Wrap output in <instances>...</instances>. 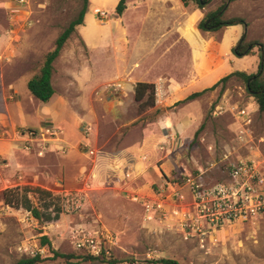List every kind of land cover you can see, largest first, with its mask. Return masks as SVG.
<instances>
[{
	"label": "rangeland",
	"instance_id": "obj_1",
	"mask_svg": "<svg viewBox=\"0 0 264 264\" xmlns=\"http://www.w3.org/2000/svg\"><path fill=\"white\" fill-rule=\"evenodd\" d=\"M222 3L213 0L205 16ZM82 7V0H0V113L8 107L15 123L26 126L12 128L0 121V145L19 144L13 147L17 164L0 154V264L38 255L39 264H66L51 249L75 255L78 264H264V215L213 229L201 242L185 237L178 217L150 218L143 203L132 199L136 194L154 202V194L170 195L168 184L185 176L201 175L206 186L228 182L231 166L240 162L254 161L264 177V112L242 79L231 78L192 102L174 105H166L167 94L158 84L155 107L137 102L133 74L126 75L123 48L115 43L123 31L114 33V14L105 6L87 13L54 62L51 100L43 103L30 93L28 81ZM98 11L108 17L100 21ZM235 17L247 24H238L241 38L235 47L245 37V44L264 48V0H232L222 20ZM251 50L232 57L233 63L225 61L207 83L227 76L230 67L256 74L259 46ZM191 67L188 53L175 50L158 60L148 78L160 69L176 73ZM46 127L61 133L65 153L43 137L30 152L24 149L25 131ZM17 187L50 193L29 194L41 218L5 205L4 192ZM78 190L86 195L83 208L63 211L64 195ZM58 210V220H46ZM77 231L109 234L115 244L106 245L108 254L90 260L75 248Z\"/></svg>",
	"mask_w": 264,
	"mask_h": 264
},
{
	"label": "crops",
	"instance_id": "obj_2",
	"mask_svg": "<svg viewBox=\"0 0 264 264\" xmlns=\"http://www.w3.org/2000/svg\"><path fill=\"white\" fill-rule=\"evenodd\" d=\"M119 1L89 0L87 13H95L105 6L111 7L115 22L114 33L117 30L123 31V37H120L122 40L115 38V43L123 48L120 50L126 58V75L133 74L131 80L134 81V93L138 83L159 84L167 94L166 105H174L194 93L212 88L223 79L221 75L214 82L207 83V79L225 61L233 63L231 58L236 57L234 48L241 38L239 25L217 31H202L199 24L205 17L204 9L191 5L185 7L181 0H127L126 11L122 16H117L115 8ZM175 50L186 51L192 58V67L188 71L176 73L160 69L154 78H148L158 65V60ZM146 59L150 60L145 62ZM230 70L227 76L235 73L232 72V67ZM238 72L251 74L247 71ZM11 115L7 107L6 113H0V121L12 128H26L17 125ZM9 144L10 146L0 145V154L17 164L18 152L13 147H18L19 144Z\"/></svg>",
	"mask_w": 264,
	"mask_h": 264
},
{
	"label": "built area",
	"instance_id": "obj_3",
	"mask_svg": "<svg viewBox=\"0 0 264 264\" xmlns=\"http://www.w3.org/2000/svg\"><path fill=\"white\" fill-rule=\"evenodd\" d=\"M100 21L108 17L105 11H98L97 18ZM242 116L249 117L250 112L242 110ZM90 128L85 129L89 134ZM45 133V135H43ZM24 149L31 151L34 143H38L40 137L47 141L56 142L59 151L65 153V146L61 133L52 127H46L41 131L26 130L24 133ZM47 136V138L45 137ZM44 153L41 148L39 154ZM94 155L95 151H90ZM228 182H218L206 186L201 175L197 177L185 176L181 182H171L172 193L154 194L156 201L147 200L146 197L133 195L132 199L143 203L145 211L150 218L154 215L170 214L178 217L179 225L185 237H196L199 241H205L209 231L233 222H245L264 215V177L258 170L254 161L233 164L230 169ZM130 177V173L126 175ZM85 192L78 190L66 193L62 200V209L68 213H75L83 208ZM171 211V212H170ZM75 248L85 251L88 255L100 258L108 254L106 245H114V239L109 234H99L93 231H77L73 237ZM128 264V263H125ZM138 264V263H129Z\"/></svg>",
	"mask_w": 264,
	"mask_h": 264
},
{
	"label": "trees",
	"instance_id": "obj_4",
	"mask_svg": "<svg viewBox=\"0 0 264 264\" xmlns=\"http://www.w3.org/2000/svg\"><path fill=\"white\" fill-rule=\"evenodd\" d=\"M83 7L78 17L73 20L69 26L64 30V32L57 38L55 47L52 51L47 53L45 56L44 62L36 74L28 81V90L30 93L40 102L47 103L51 100L53 95L55 94V89L52 84V77L54 72V62L60 56V53L69 40V38L73 35L76 28L84 24L85 15L88 11L89 0H82ZM185 7H188L190 4L197 6L200 9H205L213 0H181ZM232 2V0H223L222 5L214 12L208 13L203 20L199 24V28L202 31H217L230 26H235L238 24L247 26L244 19L235 17L229 20H222L223 13L227 10L228 4ZM127 8V0H120L117 7L115 8V14L117 16H122ZM221 14V15H220ZM245 37L242 38L241 44L234 48V55L236 57H244L252 53V50L249 49L250 46H259L260 50V64L258 67V71L256 74H247L245 72H235L225 78H223L219 83L214 85L212 88L204 90L199 93H194L190 95L187 99L178 104H184L187 102H191L202 95H204L208 91H214L221 84L228 82L231 78H239L242 79L246 84L247 92L253 96L259 104L260 111L264 112V48L260 43H244ZM155 90L156 86L154 84L149 83H138L135 86V100L139 103L144 104L145 106H149L151 108L155 107ZM45 194L50 195L46 191L39 188H30L23 187L22 189L17 187L14 189H7L4 194V203L7 206L16 209H24L32 213V215L37 219L41 218V214L38 209H36L32 203V200L29 197V194ZM61 211L58 210L54 217H47L46 220H58L60 218ZM42 244L48 245L51 249V243L49 242L47 237H42ZM54 258H63L66 260V264H78L75 262L77 257L75 255H63L51 249ZM90 260H98L99 258L92 257L88 255L87 257ZM43 260L41 257H29L22 258L17 261L15 264H39ZM162 264H179L174 260H161Z\"/></svg>",
	"mask_w": 264,
	"mask_h": 264
},
{
	"label": "water",
	"instance_id": "obj_5",
	"mask_svg": "<svg viewBox=\"0 0 264 264\" xmlns=\"http://www.w3.org/2000/svg\"><path fill=\"white\" fill-rule=\"evenodd\" d=\"M221 15V14H220ZM241 44V43H240ZM240 44H238V46L240 45ZM250 49H252V47H250Z\"/></svg>",
	"mask_w": 264,
	"mask_h": 264
}]
</instances>
